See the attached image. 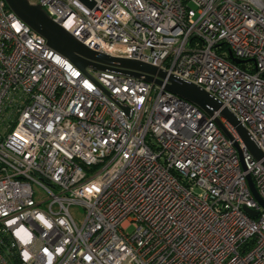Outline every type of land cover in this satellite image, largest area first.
Returning <instances> with one entry per match:
<instances>
[{"label": "built area", "instance_id": "2783aa9c", "mask_svg": "<svg viewBox=\"0 0 264 264\" xmlns=\"http://www.w3.org/2000/svg\"><path fill=\"white\" fill-rule=\"evenodd\" d=\"M95 1L39 3L89 48L208 91L264 151V0ZM45 43L0 0V264H264V165L236 127L89 69L129 120Z\"/></svg>", "mask_w": 264, "mask_h": 264}, {"label": "water", "instance_id": "95a60500", "mask_svg": "<svg viewBox=\"0 0 264 264\" xmlns=\"http://www.w3.org/2000/svg\"><path fill=\"white\" fill-rule=\"evenodd\" d=\"M5 1L16 16L46 39V45L67 57L69 61L86 74L117 105H119L125 111L129 120L132 118L133 109L128 104L122 103L119 99H116L94 76L90 74L88 71L89 69L137 77L166 88L207 112L218 123L230 140H235L219 118L214 114L215 111H218L236 127L245 142L247 149L256 160L264 165V151L253 136L232 111L208 91L158 66L137 59L115 57L89 48L87 45L79 41L72 33L57 23L41 3H32L29 0ZM81 1L90 9H92L97 3L95 0ZM230 59L236 64L243 62L234 57L231 51ZM165 79L168 81L167 83L163 81ZM248 182L255 198L264 208V199L258 193L250 175L248 176ZM246 211L251 216L258 215V211L250 208H246Z\"/></svg>", "mask_w": 264, "mask_h": 264}, {"label": "rangeland", "instance_id": "374dc122", "mask_svg": "<svg viewBox=\"0 0 264 264\" xmlns=\"http://www.w3.org/2000/svg\"><path fill=\"white\" fill-rule=\"evenodd\" d=\"M29 1L32 2V3H39L40 2V0H29ZM71 210H72V213L75 216L77 222L82 223L83 220H84V217H85L84 208L80 207V206H73ZM132 230L133 229L130 228L129 231H132Z\"/></svg>", "mask_w": 264, "mask_h": 264}, {"label": "trees", "instance_id": "16d2710c", "mask_svg": "<svg viewBox=\"0 0 264 264\" xmlns=\"http://www.w3.org/2000/svg\"><path fill=\"white\" fill-rule=\"evenodd\" d=\"M226 50H229V49L226 47ZM238 66L241 67V68H244L245 67L244 62L239 63Z\"/></svg>", "mask_w": 264, "mask_h": 264}]
</instances>
